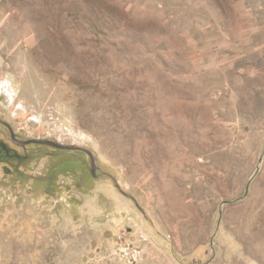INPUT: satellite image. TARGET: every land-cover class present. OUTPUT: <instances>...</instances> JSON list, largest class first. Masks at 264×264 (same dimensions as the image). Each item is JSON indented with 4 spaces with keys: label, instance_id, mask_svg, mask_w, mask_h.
Wrapping results in <instances>:
<instances>
[{
    "label": "rangeland",
    "instance_id": "374dc122",
    "mask_svg": "<svg viewBox=\"0 0 264 264\" xmlns=\"http://www.w3.org/2000/svg\"><path fill=\"white\" fill-rule=\"evenodd\" d=\"M0 264H264V0H0Z\"/></svg>",
    "mask_w": 264,
    "mask_h": 264
}]
</instances>
